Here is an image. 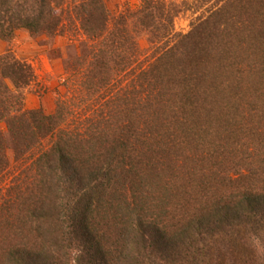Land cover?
<instances>
[{"label": "trees", "instance_id": "1", "mask_svg": "<svg viewBox=\"0 0 264 264\" xmlns=\"http://www.w3.org/2000/svg\"><path fill=\"white\" fill-rule=\"evenodd\" d=\"M60 1L0 0L1 39L12 41L20 30L55 35ZM235 2L241 6L231 9ZM229 6L253 24L247 34L222 30L213 13L175 36L170 48L155 49L159 55L143 69L135 66L139 40L168 37L163 22L173 13L143 0L129 16L133 25L118 18L110 28L100 0L83 5V32L97 44L83 45L84 87L91 95L117 90L104 106L113 104L111 112L83 124L68 121L67 101L51 115L23 110L8 82L17 92L26 88L32 69L9 54L2 58L0 125L16 159L29 155L25 163L31 162L16 200L2 206L0 264H264L254 245L264 250V189L225 197L202 187L206 179L219 182L221 172L230 177L232 156H245L239 148L264 151V0ZM2 135L0 166L10 159ZM185 164L202 174L194 195L176 185ZM262 171L245 180H264ZM181 196H195L200 206L193 211L173 202Z\"/></svg>", "mask_w": 264, "mask_h": 264}, {"label": "rangeland", "instance_id": "2", "mask_svg": "<svg viewBox=\"0 0 264 264\" xmlns=\"http://www.w3.org/2000/svg\"><path fill=\"white\" fill-rule=\"evenodd\" d=\"M90 1L91 0H61L60 3L56 4V10L63 16L62 25L53 36L47 34H33L25 30H20L16 33L12 41L3 40L0 37V70L2 58L9 54L18 61L30 66L33 72L31 83L18 92L13 85L8 82L11 90L17 94V97L21 96L19 100L23 110H41L46 115H51L56 113L63 103L67 101L68 106L71 107L72 110L68 121L71 123L77 122L76 124L88 122V119L95 118L98 116L97 113L99 111L102 112L103 109H105L106 114L107 112L109 113V111L111 112L113 104L110 103L109 106H107L109 109L104 106L107 101L114 98L113 96L117 92L114 87H109L110 90L106 92L103 90L99 93H93V96L90 92H86V88L84 87L86 78L83 73V71H85L83 66L84 68L86 67L83 62L88 60L86 57L83 58V56L86 55L83 51V45L91 48L97 46V44L90 40L89 36L83 32V20L86 18L85 16H88V13H85V16H83L82 8L83 5L88 4V2L90 3ZM100 1L101 6L102 4L104 5L110 20V28H113L114 24L119 23L122 18H126L128 24L133 25L135 20L129 16L136 12L143 3V0ZM155 1H160L167 7V11L173 13L171 22L168 20L163 22V24L170 26L169 35L160 42L161 44L157 43L158 41L150 36H144L139 40L141 53L135 65L137 68H146L155 60V56L159 55V52L155 49L162 46L164 43L165 45L169 43L167 48H170L175 41H178V38H175V36L188 35L195 26L199 25L201 21L206 20L211 15L215 14L214 19L219 20L218 25L222 30L229 28L233 32L236 30V33H240L242 29L245 31L247 30V34L248 28L253 26V24L249 22L248 17H246V19L244 17V19L240 21L238 17L235 16L236 11H230L229 4L233 3L234 0H231L232 2L229 0ZM235 5L236 6H232L231 9H238L241 6V4L237 2H235ZM242 67V73L247 75L249 71L248 66ZM129 81L130 79H126L122 83V86H126ZM251 89L252 86L250 85L248 87V98H250V94L254 93V90L251 91ZM15 101L16 100H12L11 103ZM17 103H19V101ZM249 106L250 104L248 106L246 105V109H248ZM0 131L3 133L2 136L6 138V146L8 147V154L10 156L8 163L6 164L5 162L0 166V234H2L5 231L3 223L1 224L2 206L7 200H16L15 195L19 182L21 183L22 180L26 178V173L22 176V172L25 171L31 161L29 160L25 163L29 155L20 160L16 159V148L14 142L8 137L9 133H7L8 130L5 124L0 125ZM241 139H243L242 141L246 140L243 137ZM46 142L47 140L43 141L44 144ZM238 153H243L245 156H232L230 159L232 164L225 168V174H229L230 176L227 180L224 173L221 172L220 174H222V176L219 182L214 181L209 183L208 179H206V183H202V187L206 185L211 191H216V188H218L219 194L226 193L225 197L232 195L241 197L246 192L262 193L264 189V180L250 182L249 180H245V177L247 175L255 176V173H252V171L255 170H258V174L263 172L264 151L259 153L257 148L255 149L251 146L244 151L239 148ZM196 167V164H185L179 171V180H176V185L183 186L186 189L189 187L190 189H187V191L192 195H194L193 193L195 192L191 190L192 186L202 188L197 185L196 182V179L202 175L200 174V169L196 170ZM208 172L209 171H207L206 174H208ZM199 184H201V181ZM172 185L175 184L173 183ZM224 186L227 188L225 187L224 189ZM197 193H201L200 190H197ZM194 197L195 196H181L180 200L175 199L176 201H172L177 204L187 205V210L194 211L200 206L196 205V203L194 204ZM184 202L187 203L184 204ZM208 204L210 203H207V205ZM258 242L256 241L254 245L256 248H259V253L261 255L264 250ZM260 255L258 256L260 257Z\"/></svg>", "mask_w": 264, "mask_h": 264}]
</instances>
